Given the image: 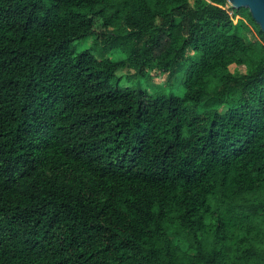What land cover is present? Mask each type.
<instances>
[{"label":"trees","instance_id":"obj_1","mask_svg":"<svg viewBox=\"0 0 264 264\" xmlns=\"http://www.w3.org/2000/svg\"><path fill=\"white\" fill-rule=\"evenodd\" d=\"M92 36L127 57L79 51ZM125 70L183 72L185 94L122 88ZM0 264H264V32L247 8L0 0Z\"/></svg>","mask_w":264,"mask_h":264},{"label":"rangeland","instance_id":"obj_2","mask_svg":"<svg viewBox=\"0 0 264 264\" xmlns=\"http://www.w3.org/2000/svg\"><path fill=\"white\" fill-rule=\"evenodd\" d=\"M193 1V0H192ZM237 21V20H236ZM87 41H77L75 46L79 51L84 49H92L96 56L108 58L113 61H119L127 57V54L120 49L106 50L100 45H96L95 37L92 36ZM232 72L242 73L243 68H231ZM120 77L119 86L129 87L132 89H144L151 95L162 93L165 96H183L185 88L183 85L184 73H176L175 76L169 78V75L153 76L149 73L138 75L135 70H125L117 74ZM169 78V81L167 80ZM168 81V82H167Z\"/></svg>","mask_w":264,"mask_h":264},{"label":"water","instance_id":"obj_3","mask_svg":"<svg viewBox=\"0 0 264 264\" xmlns=\"http://www.w3.org/2000/svg\"><path fill=\"white\" fill-rule=\"evenodd\" d=\"M228 2L236 9L247 8L254 21L264 32V0H228Z\"/></svg>","mask_w":264,"mask_h":264}]
</instances>
